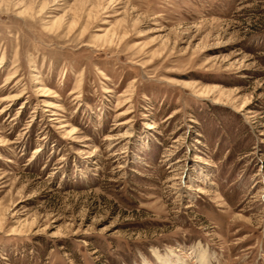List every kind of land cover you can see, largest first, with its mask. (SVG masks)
Segmentation results:
<instances>
[{
	"label": "rangeland",
	"instance_id": "374dc122",
	"mask_svg": "<svg viewBox=\"0 0 264 264\" xmlns=\"http://www.w3.org/2000/svg\"><path fill=\"white\" fill-rule=\"evenodd\" d=\"M264 264V0H0V264Z\"/></svg>",
	"mask_w": 264,
	"mask_h": 264
},
{
	"label": "bare ground",
	"instance_id": "6f19581e",
	"mask_svg": "<svg viewBox=\"0 0 264 264\" xmlns=\"http://www.w3.org/2000/svg\"><path fill=\"white\" fill-rule=\"evenodd\" d=\"M197 257L200 260V264H206L205 258H206V251L201 250L200 254L197 255ZM161 264H169L166 260H160Z\"/></svg>",
	"mask_w": 264,
	"mask_h": 264
}]
</instances>
